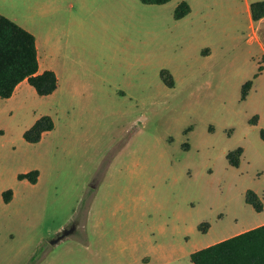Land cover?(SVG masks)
I'll use <instances>...</instances> for the list:
<instances>
[{
    "label": "rangeland",
    "instance_id": "374dc122",
    "mask_svg": "<svg viewBox=\"0 0 264 264\" xmlns=\"http://www.w3.org/2000/svg\"><path fill=\"white\" fill-rule=\"evenodd\" d=\"M245 3L0 0L58 78L50 95L24 82L0 98V264H191L264 220L245 202L251 189L264 207V52ZM43 115L54 128L26 142Z\"/></svg>",
    "mask_w": 264,
    "mask_h": 264
},
{
    "label": "trees",
    "instance_id": "16d2710c",
    "mask_svg": "<svg viewBox=\"0 0 264 264\" xmlns=\"http://www.w3.org/2000/svg\"><path fill=\"white\" fill-rule=\"evenodd\" d=\"M143 4H166L171 0H139ZM186 1H181L174 10L175 19H181L190 12ZM250 15L253 21L264 17V1L250 4ZM38 56L35 37L29 31L0 14V98H10L16 87L24 80L34 88L40 96L52 94L58 86V78L54 71L44 70L38 73ZM160 77L165 85L173 86L172 75L167 70L160 71ZM252 82H245L241 90V100H245ZM258 116L250 123L256 125ZM54 128L49 115L39 117L27 130L23 138L28 143H37L42 135ZM264 140V129L260 130ZM243 148L238 147L227 152L226 160L230 166L239 167ZM38 171L33 170L19 174L18 179L31 184L37 182ZM12 190L2 192V200L9 203ZM245 202L256 212L263 210V202L259 195L249 189L245 193ZM205 226V229L202 226ZM210 224H199L198 229L205 233ZM192 264H264V224L251 228L207 247L192 252L189 256Z\"/></svg>",
    "mask_w": 264,
    "mask_h": 264
},
{
    "label": "crops",
    "instance_id": "0c3cea01",
    "mask_svg": "<svg viewBox=\"0 0 264 264\" xmlns=\"http://www.w3.org/2000/svg\"><path fill=\"white\" fill-rule=\"evenodd\" d=\"M258 1H264V0H258ZM254 2H257V1H254ZM251 3H253V2H249L248 0H246V3H245V5H246V8H247V10L249 11V15H250V4ZM30 11H38V10H30ZM47 11H55V10H50V9H47ZM1 14V13H0ZM3 15V14H2ZM250 27L251 28H254V37H255V39H256V41L259 43V45H260V47L262 48V50H263V52H264V17L263 18H261V19H259V20H256V21H253L252 20V18H251V15H250ZM24 28V27H23ZM26 29V28H25ZM27 30V29H26ZM27 31H29V30H27ZM35 42H36V47H37V56H38V64H39V67H38V73H41V72H43L44 70H51V69H46L45 68V66H42V63H43V61H44V59L46 58V57H48V53L47 52H44V51H40L41 50V45L42 44H40V41L38 40V39H36L35 38ZM263 60H264V56H263ZM264 67V65L263 66H261L259 69H260V71L262 70V68ZM53 71V70H52ZM55 71V70H54ZM56 74V73H55ZM57 76V75H56ZM24 82H27L26 80H24V81H22L17 87H16V89H15V91H14V93H13V95L18 91V89L20 88V86L24 83ZM264 208V207H263ZM262 224H264V220H261L258 224H257V226H259V225H262ZM257 226H254V227H257ZM254 227H252V228H254ZM249 229H251V228H248V229H246V230H249ZM246 230H244V231H246ZM244 231H242V232H244ZM241 233V232H240ZM239 234V233H238ZM224 239H226V238H223V239H221V240H224ZM221 240H218L217 242H219V241H221ZM216 243V242H215ZM214 244V243H213ZM210 245H212V244H210ZM209 246V245H208ZM207 247V246H206ZM192 264V263H191Z\"/></svg>",
    "mask_w": 264,
    "mask_h": 264
},
{
    "label": "water",
    "instance_id": "95a60500",
    "mask_svg": "<svg viewBox=\"0 0 264 264\" xmlns=\"http://www.w3.org/2000/svg\"><path fill=\"white\" fill-rule=\"evenodd\" d=\"M73 232V229H65L57 237L52 241L53 244H57L58 242L64 240L68 235Z\"/></svg>",
    "mask_w": 264,
    "mask_h": 264
}]
</instances>
